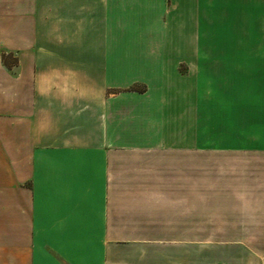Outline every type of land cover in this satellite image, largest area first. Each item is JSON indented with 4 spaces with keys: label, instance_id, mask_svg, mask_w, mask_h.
Masks as SVG:
<instances>
[{
    "label": "crops",
    "instance_id": "crops-1",
    "mask_svg": "<svg viewBox=\"0 0 264 264\" xmlns=\"http://www.w3.org/2000/svg\"><path fill=\"white\" fill-rule=\"evenodd\" d=\"M0 264H264V0H0Z\"/></svg>",
    "mask_w": 264,
    "mask_h": 264
},
{
    "label": "rangeland",
    "instance_id": "rangeland-1",
    "mask_svg": "<svg viewBox=\"0 0 264 264\" xmlns=\"http://www.w3.org/2000/svg\"><path fill=\"white\" fill-rule=\"evenodd\" d=\"M229 158H231V157H229ZM236 159H237V158H236ZM241 159H243V161H241L240 163H243V162H245V163H250V162L252 161L253 157H243V158H241ZM229 162H235V161L229 159Z\"/></svg>",
    "mask_w": 264,
    "mask_h": 264
}]
</instances>
